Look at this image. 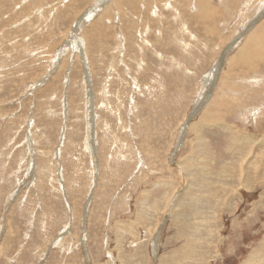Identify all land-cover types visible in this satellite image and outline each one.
<instances>
[{
  "label": "rangeland",
  "instance_id": "rangeland-1",
  "mask_svg": "<svg viewBox=\"0 0 264 264\" xmlns=\"http://www.w3.org/2000/svg\"><path fill=\"white\" fill-rule=\"evenodd\" d=\"M263 8L0 0V264H254Z\"/></svg>",
  "mask_w": 264,
  "mask_h": 264
},
{
  "label": "bare ground",
  "instance_id": "bare-ground-1",
  "mask_svg": "<svg viewBox=\"0 0 264 264\" xmlns=\"http://www.w3.org/2000/svg\"><path fill=\"white\" fill-rule=\"evenodd\" d=\"M263 26L264 25L262 24L256 27L255 29H252L251 31L252 33L248 36L246 40H244V43L238 49L237 55L239 58H241L242 60H246V61L251 60L252 62L255 61L256 59L264 58V28H262ZM209 76H211V73H209ZM210 78H209V81L211 80ZM258 248L259 250H258L257 256L255 255V252H253L252 259L255 258L256 256L255 258L256 261L254 264H264V237H263L262 242H260V245ZM250 258L247 259L246 262H244L243 264H251Z\"/></svg>",
  "mask_w": 264,
  "mask_h": 264
}]
</instances>
